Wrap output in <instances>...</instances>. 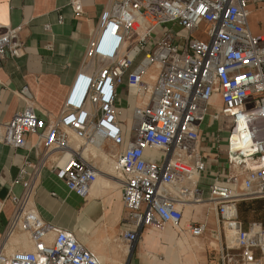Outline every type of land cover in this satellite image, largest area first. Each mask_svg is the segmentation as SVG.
Returning a JSON list of instances; mask_svg holds the SVG:
<instances>
[{"label": "built area", "instance_id": "2783aa9c", "mask_svg": "<svg viewBox=\"0 0 264 264\" xmlns=\"http://www.w3.org/2000/svg\"><path fill=\"white\" fill-rule=\"evenodd\" d=\"M70 2L75 14H81L82 0ZM254 2L264 0H111L87 51L90 60L101 64L97 74L78 75L57 120L47 122L33 107L17 113L7 126L5 144L21 149L27 135H37L46 149L63 154L54 172L80 198L89 195L97 174L70 149V134L92 144L126 145L118 164L126 177L123 203L129 229L124 240L133 245L145 227L179 226L184 219L179 204L190 196L199 200L194 180L205 170L197 145L199 129L219 94L222 115L233 124L230 161L245 168L248 159L256 164L247 170L242 193L217 185L210 188L224 232L236 246L235 252L228 245L221 250L222 264H264V227L254 224L246 232L237 208L241 200L264 202V37L253 36L249 29V7ZM169 24L183 34L166 31L156 40L155 32ZM19 31L0 36V59L21 57ZM151 68L153 85L144 82ZM125 79L130 90L150 95L148 104L134 110L129 142L116 110L117 88ZM23 93L28 94L27 88ZM241 119L249 126L248 156L232 152ZM149 149L162 153L160 163L147 159ZM24 188L25 196L14 199L11 226L30 235L34 250L0 253V264H100L74 234L52 228L30 209L32 187L26 183ZM186 231L201 237L205 226L191 224ZM52 232L55 239L50 243Z\"/></svg>", "mask_w": 264, "mask_h": 264}, {"label": "crops", "instance_id": "0c3cea01", "mask_svg": "<svg viewBox=\"0 0 264 264\" xmlns=\"http://www.w3.org/2000/svg\"><path fill=\"white\" fill-rule=\"evenodd\" d=\"M110 5L111 0H82V13L77 15L70 0H0V36L20 29L18 37L23 44L20 58L0 59V253L11 256L20 250H34L30 235L11 226L16 212L14 199L25 196L24 184L28 183L32 187L29 208L52 228L74 234L97 255L101 264H222L220 252L229 246V236L224 232L210 188L217 185L242 193L248 169L230 161L229 138L233 124L231 118L222 115L219 94L210 103L218 107V113L208 116L209 105L199 129L198 151L205 163L204 172L194 180L200 192L199 200L190 196L179 204L184 218L188 207L193 214L186 223L205 226L203 235L197 238L186 231L183 219L179 226L143 228L133 245L124 240V233L129 229L123 203L126 177L121 172L118 157L126 145L113 147L112 153L106 152L115 160V170L120 177L108 173L110 176L102 182L96 180L86 198H80L56 177L53 168L62 159V153L46 149L37 135H27L26 145L21 149L5 144L7 126L17 113L33 107L47 122L57 120L66 110L78 75L97 74L101 64L90 60L87 51L97 37L100 18ZM248 22L253 36L264 37V3L250 5ZM46 26L50 27L48 31ZM179 29L176 34H183ZM132 45L133 42L129 43L128 48ZM154 73L155 68H151L144 82L153 85ZM26 88L27 95L23 93ZM117 94L116 110L121 114L119 119L129 142L131 135L125 125L132 127L135 108L148 104L150 95L141 96L136 90H130L126 79L117 88ZM224 134H228L227 140ZM70 136V149L96 171L98 179V174L104 171L84 158V149L73 147L74 140L78 139L72 133ZM80 141L91 149L98 144ZM104 142L106 151L111 143ZM146 156L155 163L163 158L161 152L152 149L146 151ZM232 178L237 182L233 183ZM256 201L261 200H241L237 208L240 203ZM238 217L240 220L239 212ZM241 223L246 232L254 224L263 225ZM171 229L177 231V236ZM222 235L225 247L219 251V259L211 262L202 251L200 239L205 236L209 241ZM54 239L52 232L48 242ZM235 248L231 250L235 252Z\"/></svg>", "mask_w": 264, "mask_h": 264}, {"label": "rangeland", "instance_id": "374dc122", "mask_svg": "<svg viewBox=\"0 0 264 264\" xmlns=\"http://www.w3.org/2000/svg\"><path fill=\"white\" fill-rule=\"evenodd\" d=\"M179 27L174 26L172 24H169L166 26V28L161 27L159 28L156 32H155V38L156 40H159L163 34L166 31H170L173 34H176L179 31ZM208 116H212L216 113H218V107L214 104L210 105L209 107V112H208ZM126 124V123H125ZM131 124L125 125V128H129V132L131 134ZM223 137L227 140L228 134H224ZM83 144H85L84 141H80V140H74L73 142V147L74 148H80V149H91V147H86L83 146ZM105 142L103 143V151L106 153H112V151H114V148L111 144L108 143V148H104ZM88 162H91L92 164L95 165V167H97L99 170H103L106 173H111V175L115 176V177H120V174L117 172V170H115L116 164H111V162L108 163H102V161H99L98 159H94L93 157H90L89 159H87ZM113 163H115V160L113 161ZM112 168L110 169L109 168ZM114 167V168H113ZM109 169L111 170L109 172ZM97 184V183H96ZM240 209H239V214H240V218L241 220L245 223L246 226H249L250 224L254 223V222H262L264 223V202L262 201H256V202H246V203H240ZM187 212H185V218H184V225L187 228L189 226L187 222L188 219L192 218L193 214L191 212V209L188 207L186 209ZM171 233L175 236H177V231L174 229H171ZM192 238V237H190ZM189 238V239H190ZM200 242L202 243V251L204 253L207 254L208 258L210 259V261H217L219 259V251L222 249V246L225 247V237L224 235H222L221 238H214L213 240H207L205 236H203L200 239ZM229 247L230 248H235V242L233 241L232 237L229 236ZM189 247H191L189 245ZM95 256L97 257V255L95 254ZM98 258V257H97ZM99 260V258H98ZM99 263L101 264V261L99 260Z\"/></svg>", "mask_w": 264, "mask_h": 264}, {"label": "bare ground", "instance_id": "6f19581e", "mask_svg": "<svg viewBox=\"0 0 264 264\" xmlns=\"http://www.w3.org/2000/svg\"><path fill=\"white\" fill-rule=\"evenodd\" d=\"M248 127L249 126H248L246 120L241 119L238 122L234 136L232 138V152H241L242 154H244L246 156L249 155L248 152H249V149L251 147L252 142L249 140ZM92 148L93 149L82 150L84 158L89 159L90 157H93L94 159H98L99 161H102V163L111 162V164H114L113 159L110 158V155L103 151V142H101V141L98 142V144ZM255 167H256V164L252 163L248 159L247 160V169H254ZM111 168H112V166H111ZM106 176H110V174L104 173L101 171V173L98 174L97 183L102 182Z\"/></svg>", "mask_w": 264, "mask_h": 264}, {"label": "trees", "instance_id": "16d2710c", "mask_svg": "<svg viewBox=\"0 0 264 264\" xmlns=\"http://www.w3.org/2000/svg\"><path fill=\"white\" fill-rule=\"evenodd\" d=\"M263 202V201H262ZM241 205V204H240ZM240 205H238V212H239V209H240ZM239 216H240V214H239ZM240 220H241V218H240ZM242 221V220H241ZM258 223H262V222H258ZM263 224V226H264V223H262Z\"/></svg>", "mask_w": 264, "mask_h": 264}]
</instances>
